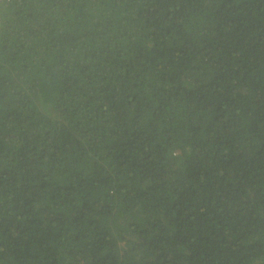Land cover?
I'll use <instances>...</instances> for the list:
<instances>
[{
  "label": "trees",
  "instance_id": "16d2710c",
  "mask_svg": "<svg viewBox=\"0 0 264 264\" xmlns=\"http://www.w3.org/2000/svg\"><path fill=\"white\" fill-rule=\"evenodd\" d=\"M0 25V264H264V0Z\"/></svg>",
  "mask_w": 264,
  "mask_h": 264
},
{
  "label": "built area",
  "instance_id": "2783aa9c",
  "mask_svg": "<svg viewBox=\"0 0 264 264\" xmlns=\"http://www.w3.org/2000/svg\"><path fill=\"white\" fill-rule=\"evenodd\" d=\"M5 0H0V4L2 3V2H4ZM1 30H2V27H1V25H0V33H1Z\"/></svg>",
  "mask_w": 264,
  "mask_h": 264
}]
</instances>
